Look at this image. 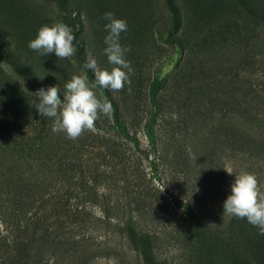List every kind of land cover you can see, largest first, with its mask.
<instances>
[{
    "label": "rangeland",
    "instance_id": "rangeland-1",
    "mask_svg": "<svg viewBox=\"0 0 264 264\" xmlns=\"http://www.w3.org/2000/svg\"><path fill=\"white\" fill-rule=\"evenodd\" d=\"M260 10L261 0H0V264H146L140 232L155 264H200L180 229L186 197L228 235L201 264H264V236L223 211L241 171L264 191ZM109 11L127 21L131 92L106 89L111 118L71 140L52 131L31 93L59 85L63 99L89 52L112 67ZM56 21L76 36L70 59L28 47ZM223 78V112L208 98L205 112L194 105Z\"/></svg>",
    "mask_w": 264,
    "mask_h": 264
},
{
    "label": "clouds",
    "instance_id": "clouds-1",
    "mask_svg": "<svg viewBox=\"0 0 264 264\" xmlns=\"http://www.w3.org/2000/svg\"><path fill=\"white\" fill-rule=\"evenodd\" d=\"M102 19L107 21L104 29L108 33L104 39L106 47L103 54L112 67L101 69L89 52L83 70L72 75L64 85L63 99L59 85L31 93L36 98L34 103L38 113L53 120L52 131L65 133L71 140L78 139L85 131H96V121L101 115L111 118L112 104L103 91L98 93L97 89L119 92L127 84L131 92L130 74L133 69L126 59V53L131 49L120 42L121 33L128 30L127 21L116 18L110 11L105 12ZM75 40L72 27L63 21H56L41 26L28 47L41 57L54 53L58 60H65L76 54ZM88 70L94 73V81L89 80ZM234 176L231 194L223 203L224 214L246 219L259 230V235L264 236V191L259 180L254 173L247 171Z\"/></svg>",
    "mask_w": 264,
    "mask_h": 264
},
{
    "label": "trees",
    "instance_id": "trees-1",
    "mask_svg": "<svg viewBox=\"0 0 264 264\" xmlns=\"http://www.w3.org/2000/svg\"><path fill=\"white\" fill-rule=\"evenodd\" d=\"M256 16L261 21V49L263 48V50L261 51V122H263L264 119V0H261V10L260 13L258 12ZM223 80L224 81H222L221 79H217L215 82V88L213 90L206 89L203 90V92H200L199 95H196V100L194 105L200 108V110H203L205 112L207 108L206 107L207 104L206 102H204V99L208 98L209 100L211 99L212 101H216L217 106L220 107L221 109L220 112H223L224 106L230 104L228 98L222 99L219 96V93L227 90L228 86L230 85L227 79L223 78ZM104 90L105 93L107 94L106 96H108V99L112 101L111 95L107 93L106 89ZM187 101L188 102L191 101L190 96L189 97L185 96L183 102L186 103ZM117 112L118 111L116 108L114 113L116 114ZM217 114L220 115L219 117L216 118L217 120H219V122H221L222 120H224V118H226L223 113H217ZM230 137L233 138L231 134ZM225 141L229 143L233 142V146H236L238 144L235 143L236 141H234V139L230 141L229 135H227ZM135 196L136 199L138 200H141L142 198L147 200V197L142 196L141 193H135ZM180 199L182 200V202L180 201L181 207H180V215H179L180 229L181 232H185L187 236L189 235L190 247L192 254L194 255L193 258L196 261L198 260V262L201 264L202 260L200 256L206 255L210 257L212 253L219 250L217 248L218 245L222 246V244L224 245L227 244L226 238L228 235H226L227 233H225L224 231H221L219 227L216 228L214 222L205 221L204 215L202 214L201 211H199L198 207L193 203V200L188 199V197L180 198ZM239 222L243 223L244 221L240 220ZM246 223L248 224V226L251 225L248 222ZM129 225L130 223L126 222V226H127L126 229L129 232L130 237L132 238L135 234V230L133 227L132 228L129 227ZM220 225L221 224H219V226ZM242 230L244 229L242 228ZM140 233H141V241L143 242L141 256L143 258L147 256V258L145 259L146 264H155L156 259L155 257H153V250L150 244L151 243L150 238L147 234L145 235L142 234V232Z\"/></svg>",
    "mask_w": 264,
    "mask_h": 264
}]
</instances>
